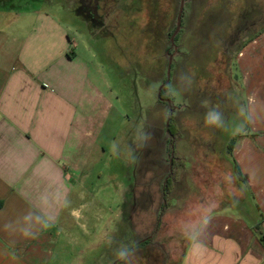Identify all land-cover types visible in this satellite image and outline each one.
<instances>
[{
	"label": "rangeland",
	"instance_id": "1",
	"mask_svg": "<svg viewBox=\"0 0 264 264\" xmlns=\"http://www.w3.org/2000/svg\"><path fill=\"white\" fill-rule=\"evenodd\" d=\"M13 5L0 19L25 21L23 35L40 18L53 21L75 41V52L111 104L100 138L107 154L89 182L98 200L110 192L118 226L85 237L71 264H184L200 215L233 211L255 223L249 216L258 213L257 202L237 177L229 148L252 129L236 52L264 29V0H184L174 45L181 0H14ZM256 54L262 64L249 78L261 99L264 49ZM170 122L176 138L168 133ZM121 251L124 259L117 257Z\"/></svg>",
	"mask_w": 264,
	"mask_h": 264
},
{
	"label": "crops",
	"instance_id": "2",
	"mask_svg": "<svg viewBox=\"0 0 264 264\" xmlns=\"http://www.w3.org/2000/svg\"><path fill=\"white\" fill-rule=\"evenodd\" d=\"M13 1L0 0V16ZM25 26L0 19V264H71L85 237L118 226L110 192L98 200L89 182L107 154L100 138L111 104L60 27L40 18L23 35ZM258 49L264 33L237 55L252 129L232 149L257 202L255 223L233 211L200 215L184 264H264L254 232L264 233V98L249 78L262 64Z\"/></svg>",
	"mask_w": 264,
	"mask_h": 264
},
{
	"label": "trees",
	"instance_id": "3",
	"mask_svg": "<svg viewBox=\"0 0 264 264\" xmlns=\"http://www.w3.org/2000/svg\"><path fill=\"white\" fill-rule=\"evenodd\" d=\"M105 25V24H104ZM264 33V29L263 30H261L260 32H258V33H256L255 35H253L251 38H249L247 41H245V42H243V44L238 48V50H237V52L236 53H238L241 49H243L249 42H251L252 40H254V39H256L257 37H259L260 35H262ZM174 45V44H173ZM164 92L165 91H163V92H161L160 93V99L161 100H165V98H163L164 97ZM177 132H178V130L175 128V125L173 124V122L171 123H169V126H168V133H170L171 134V136L173 137V138H176V136H177ZM233 144L234 143H232V145L230 146V148L229 149H231V151H232V148H233ZM235 168H234V170L236 171V175H237V177L241 180V181H246V177L242 174V172H241V170H240V168H239V166H238V164L235 162ZM177 166H176V162L174 161L173 162V169L175 170V168H176ZM171 187H172V180L170 179V180H168L167 182H166V185H165V188H164V193H165V199H166V201L168 200V197H169V193H170V191H171ZM254 232L256 233V235L259 237V240H260V242L263 244V246H264V233H263V231H261V228H260V225H257V226H255L254 227Z\"/></svg>",
	"mask_w": 264,
	"mask_h": 264
},
{
	"label": "water",
	"instance_id": "4",
	"mask_svg": "<svg viewBox=\"0 0 264 264\" xmlns=\"http://www.w3.org/2000/svg\"><path fill=\"white\" fill-rule=\"evenodd\" d=\"M183 10H184V0H181V8H180V11H179V16H178V26H177V29H176L173 37H172V43L173 44H174V37L177 35V33L181 29ZM171 69H172V57L170 58V62H169V66H168V81L170 80Z\"/></svg>",
	"mask_w": 264,
	"mask_h": 264
},
{
	"label": "clouds",
	"instance_id": "5",
	"mask_svg": "<svg viewBox=\"0 0 264 264\" xmlns=\"http://www.w3.org/2000/svg\"><path fill=\"white\" fill-rule=\"evenodd\" d=\"M125 256H126V253H125V252H123V251H121V252L117 253V257H118L119 259H124V258H125Z\"/></svg>",
	"mask_w": 264,
	"mask_h": 264
},
{
	"label": "flooded vegetation",
	"instance_id": "6",
	"mask_svg": "<svg viewBox=\"0 0 264 264\" xmlns=\"http://www.w3.org/2000/svg\"><path fill=\"white\" fill-rule=\"evenodd\" d=\"M12 5V4H11ZM82 7V6H81ZM93 16V15H92Z\"/></svg>",
	"mask_w": 264,
	"mask_h": 264
}]
</instances>
